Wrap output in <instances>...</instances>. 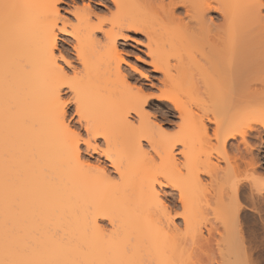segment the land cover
<instances>
[{
    "label": "bare ground",
    "instance_id": "6f19581e",
    "mask_svg": "<svg viewBox=\"0 0 264 264\" xmlns=\"http://www.w3.org/2000/svg\"><path fill=\"white\" fill-rule=\"evenodd\" d=\"M0 14V264H264V0Z\"/></svg>",
    "mask_w": 264,
    "mask_h": 264
},
{
    "label": "rangeland",
    "instance_id": "374dc122",
    "mask_svg": "<svg viewBox=\"0 0 264 264\" xmlns=\"http://www.w3.org/2000/svg\"><path fill=\"white\" fill-rule=\"evenodd\" d=\"M66 7V8H65ZM61 8H65V9H69V6H67V5H65V4H61ZM8 10H9V8H8ZM11 10V9H10ZM10 10H9V12H10ZM12 12V11H11ZM0 15H2V14H0ZM10 15V17L11 18H13V20H14V16L12 17L11 15V13L9 14ZM7 17H9L8 15H7ZM0 18H2L1 16H0ZM7 19H10V18H7ZM7 19H5L6 21H7ZM12 20V21H13ZM75 19H73V21H74ZM12 21H8L7 23L8 24H10V22L12 23ZM60 37L61 38H63L64 39V36L61 34L60 35ZM61 44H62V41L60 42ZM133 43L132 42H129V47H128V49L130 50V52L134 55V56H140V57H145L146 59L148 58L147 56H146V54H145V52H146V48L145 47H143V46H139V48L141 49V52L140 51H138L137 50V48H135V46L136 45H132ZM134 53H133V52ZM138 53V54H137ZM134 56H131V57H127V59L129 60V62H131V63H133V64H135V65H137V66H140V68L142 67V69L145 71V72H147V74L149 73V75H151L152 76V67H150V66H144L141 62H139L137 59H136V57H134ZM74 57V56H73ZM171 57H173V55H171ZM75 65H77L78 66V64H75ZM72 71H69V73H71ZM146 83H149V81L148 80H144ZM147 91L148 92H153V93H158V91H157V89L156 88H150V89H147ZM67 95H69V97L71 96V94H67ZM65 96L64 98H68V96ZM156 102V101H155ZM74 107V106H73ZM73 110H74V108H73ZM168 118H166V119H168L167 121H172V122H174V121H176V120H178L177 118H174V117H170V116H167ZM170 119V120H169ZM171 123V122H170ZM167 127V129L169 130V131H175V129H176V127L174 126H172V125H167L166 126ZM83 135H84V137H86L85 135H86V133L83 131ZM263 138H262V142L263 143H261V148H259V153H260V162H261V167H260V170H261V172H262V175L264 176V164H262V161L264 162V133H263V136H262ZM99 142V144H101L102 145V140H101V143H100V141H97V143ZM102 147H104L103 145H102ZM148 147V146H147ZM81 149L85 152V153H87L86 154V157L88 158V156H89V159L91 160V163L93 162V164H96V162L98 161V158L99 159H101V161H104L105 160V158L104 157H102L101 156V154L100 153H98V152H94L93 150H91V149H89V152H86V146L84 145L83 147L81 146ZM211 150L213 149L212 147L210 148ZM258 151H256V152H258ZM91 152V153H90ZM262 155V156H261ZM97 159V160H96ZM104 159V160H103ZM94 160V161H93ZM103 163H105L107 166L109 165V163L110 162H108V161H106V162H103ZM109 167V169H111L112 167H110V166H108ZM113 169V168H112ZM112 171V170H111ZM112 175H114V176H116V173H112ZM169 190V189H168ZM6 220H8V223L11 221L10 220V218L8 219H6ZM104 223V222H103ZM102 223V224H103ZM105 224V226H107V227H110V225L108 226V223H107V221L104 223ZM103 224V225H104ZM52 231H54V230H52ZM35 235H36V233H35ZM39 235H36L35 237H38Z\"/></svg>",
    "mask_w": 264,
    "mask_h": 264
},
{
    "label": "snow or ice",
    "instance_id": "6c2138e0",
    "mask_svg": "<svg viewBox=\"0 0 264 264\" xmlns=\"http://www.w3.org/2000/svg\"><path fill=\"white\" fill-rule=\"evenodd\" d=\"M61 59H63V57H61ZM70 61H68V62H66V64H68V65H70ZM69 71H71V68L69 67ZM65 103H67V104H72V101L71 100H67V101H65ZM71 111H72V109H69V115L71 114ZM77 135H79V134H77ZM89 143V141H87V140H83V138H81V146L83 147L84 145H87Z\"/></svg>",
    "mask_w": 264,
    "mask_h": 264
}]
</instances>
